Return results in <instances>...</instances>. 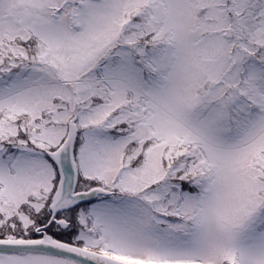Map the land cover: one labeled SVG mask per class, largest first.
I'll use <instances>...</instances> for the list:
<instances>
[{"label": "snow or ice", "instance_id": "snow-or-ice-1", "mask_svg": "<svg viewBox=\"0 0 264 264\" xmlns=\"http://www.w3.org/2000/svg\"><path fill=\"white\" fill-rule=\"evenodd\" d=\"M0 264H264V0H0Z\"/></svg>", "mask_w": 264, "mask_h": 264}]
</instances>
